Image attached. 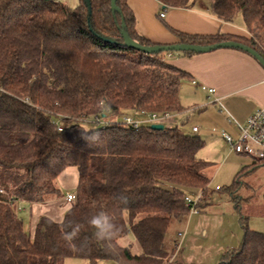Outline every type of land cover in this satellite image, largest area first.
Wrapping results in <instances>:
<instances>
[{"label": "trees", "instance_id": "obj_1", "mask_svg": "<svg viewBox=\"0 0 264 264\" xmlns=\"http://www.w3.org/2000/svg\"><path fill=\"white\" fill-rule=\"evenodd\" d=\"M157 1L162 10L194 2ZM207 1L210 14L222 21L240 14L250 36L189 34L168 26L178 43L231 40L264 58V0ZM116 5L119 12H112L110 0H77L72 7L0 0V264H59L65 257L167 264L177 244L166 234L187 219L185 195L208 188L204 170L212 164L198 156L204 142L197 134L117 119L140 110L180 112L179 87L189 76L166 59L175 51L145 53L125 44L123 28L139 44L156 45L137 32L126 0ZM88 122L101 125L88 128ZM96 131L100 139L92 142ZM263 165L264 159L253 158L226 187L242 238L217 264H264V233L248 227L234 194L248 185L243 176ZM68 167L76 168L77 182L63 217L41 215L27 231L15 204L60 197L55 181ZM97 217L99 228L92 224ZM129 233L140 253L120 244Z\"/></svg>", "mask_w": 264, "mask_h": 264}, {"label": "crops", "instance_id": "obj_2", "mask_svg": "<svg viewBox=\"0 0 264 264\" xmlns=\"http://www.w3.org/2000/svg\"><path fill=\"white\" fill-rule=\"evenodd\" d=\"M126 2L135 16L137 32L158 45L178 43V38L170 32L168 26L189 34L224 33L243 38L250 36L242 18L239 20L236 16L231 22H227L212 16L207 0H194L190 8L165 10L161 9V4L157 0H126ZM160 13L164 15L161 17ZM166 59L189 76L181 81L179 87V101L183 109L174 112L168 122L176 126L188 122L190 132L186 131V133L197 134L200 138H204V145L213 133L219 134L223 140V131L236 137L238 129L235 122L243 123L255 110L264 109V68L250 54L235 48H217L192 54L173 52L167 54ZM209 88H213L214 92L209 93ZM193 126L198 127L196 132L192 131ZM217 139L221 141L220 138ZM221 142V154L226 153V159L231 155H244L232 151L225 140ZM198 156L207 161L202 153L198 152ZM248 157V161L242 162L240 168L251 163L253 158ZM213 171L211 166L204 170L210 180ZM205 215L206 213L200 214V211L195 214L188 213L186 231L167 264H194L192 253H186L189 250L203 253L202 256L207 262H210L208 261L210 256L215 258L222 253L223 249L214 248L210 242L203 240L209 235L207 227L200 229L197 227L199 224L207 226L204 221ZM218 227L219 225H213L211 228L212 240L215 239L214 235ZM197 232L203 237L201 243L196 235ZM231 237L235 240L237 235L234 233ZM136 252L140 253L139 246ZM103 264L115 263L105 261Z\"/></svg>", "mask_w": 264, "mask_h": 264}, {"label": "rangeland", "instance_id": "obj_3", "mask_svg": "<svg viewBox=\"0 0 264 264\" xmlns=\"http://www.w3.org/2000/svg\"><path fill=\"white\" fill-rule=\"evenodd\" d=\"M62 1L71 7L77 3V0ZM237 18L241 20V15L238 14ZM177 52L179 51H175V53ZM127 115L132 114L127 113ZM122 117L123 115L119 116L117 119L122 121ZM169 123L170 122L168 121L165 122L166 125H170ZM85 125L88 128H96L101 125V122H88L85 123ZM188 126L190 127L188 122L186 124L179 123L178 128L183 132H190ZM217 138H220V140L224 142L219 134L213 133L210 134V138H207L206 144L199 150L200 153L206 156L207 161L212 164L211 167H213L214 171L209 186L200 199V202L203 203L200 214L206 213L204 221L207 226L204 224H199L197 226L199 229L207 227L209 235L205 239L200 237L198 232L196 235L200 239V243L203 242L202 239L206 240L205 242H210L214 248L220 247L223 249V253L231 247H229V245H232L233 247L237 246L242 238V228L239 223V215L234 208L231 195L226 190V187L232 183L235 173L241 166L240 164L245 160L248 161L249 157L244 155H231L230 158L226 159V153L224 152L225 154L222 155V149L220 150L222 142ZM201 139L203 140L204 138L201 137ZM76 179V168L68 167L58 175L55 181L56 186L60 190V197L47 200L43 203H37L34 206L22 204L23 210L19 211V216L23 219L24 227L27 231L33 230L35 220L41 215L49 216L56 221L61 220L70 205V202L65 200V195L67 192L74 191L77 182ZM242 179L246 181L248 185L238 188L237 192L234 193L238 196V204L241 213L246 216V223L250 229L264 233V165L259 166L253 172L243 176ZM216 185L218 186L217 188ZM186 221L187 220L183 223H173L170 226L166 234V241L168 243L174 244L175 242L177 247H179L183 238L182 234L186 231ZM213 225H219L216 229L217 231H215L214 240L211 239L212 234H210ZM234 233L237 235L235 240L234 237H231ZM119 242L122 245L128 246L133 253H137L136 250L138 244L131 233L120 238ZM186 253H192L194 264H217L222 254L216 255L215 258L210 256L208 258V261L210 262H207L205 261L206 259L203 258L204 254H200L197 250H189ZM59 264H89V262L81 258L65 257L60 260Z\"/></svg>", "mask_w": 264, "mask_h": 264}, {"label": "built area", "instance_id": "obj_4", "mask_svg": "<svg viewBox=\"0 0 264 264\" xmlns=\"http://www.w3.org/2000/svg\"><path fill=\"white\" fill-rule=\"evenodd\" d=\"M62 1V0H55ZM164 14L160 13L162 17ZM194 83V81H193ZM209 93H213L214 89L209 88ZM174 112H148L140 110L132 115H123L122 123L138 127L142 124L165 123L169 120ZM238 129L236 137H233L227 132H222V137L230 146V149L236 153L248 155L254 159H264V109L259 108L249 115L243 123L235 122ZM197 126L192 127V131L196 132ZM1 192V190H0ZM202 197L201 192L194 195L186 194L184 197L185 204L188 206V213L195 214L198 212L197 204ZM75 198L74 192H67L65 195L66 201H72ZM17 211H21V203L15 204ZM183 235V234H182Z\"/></svg>", "mask_w": 264, "mask_h": 264}, {"label": "water", "instance_id": "obj_5", "mask_svg": "<svg viewBox=\"0 0 264 264\" xmlns=\"http://www.w3.org/2000/svg\"><path fill=\"white\" fill-rule=\"evenodd\" d=\"M110 6L112 12H119V7L116 5V0H110ZM123 25V24H122ZM122 37L124 40V43L138 49L140 51H143L145 53H153V52H159V51H193V52H207L213 49L217 48H237L240 49L244 52H247L251 56H253L264 68V58L254 49L241 44L239 42L235 41H223L219 42L213 45H208V46H202V45H197V44H189V43H174V44H167V45H152V46H145L141 45L138 42L134 41L126 32V30L123 28L121 30ZM151 128L153 129H162L163 124L161 123H154L151 124Z\"/></svg>", "mask_w": 264, "mask_h": 264}, {"label": "clouds", "instance_id": "obj_6", "mask_svg": "<svg viewBox=\"0 0 264 264\" xmlns=\"http://www.w3.org/2000/svg\"><path fill=\"white\" fill-rule=\"evenodd\" d=\"M100 136H101V133H100L99 131H96V132H93V133L91 134V136L89 137V139H90L92 142H96V141H99ZM92 224H93L94 227L99 228V226L101 225V220H100V218H98V217H97V218H94V219L92 220Z\"/></svg>", "mask_w": 264, "mask_h": 264}]
</instances>
